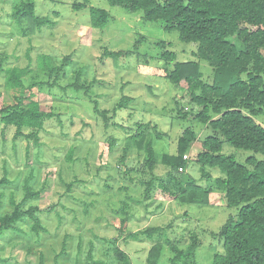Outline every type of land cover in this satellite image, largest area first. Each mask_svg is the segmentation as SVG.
<instances>
[{
	"label": "rangeland",
	"instance_id": "rangeland-1",
	"mask_svg": "<svg viewBox=\"0 0 264 264\" xmlns=\"http://www.w3.org/2000/svg\"><path fill=\"white\" fill-rule=\"evenodd\" d=\"M22 1L26 0H0V108L18 93L6 86L3 70L17 66L26 70L22 77L26 87L20 94H28L27 86L34 85L31 90L41 109L59 116L45 122L39 146L14 139L12 127L2 133L0 123V178L7 172L8 179L0 186V216L14 211L13 198L24 210L35 206L44 228L32 231V220L25 216L15 228L0 231V264H93V260L118 264L113 257L116 246L132 264H148V252L156 243L163 247L157 264H167L169 242L186 248L193 238L199 243L195 264H212L213 256L223 251L222 238L213 232H219L228 217L236 218L238 208L226 206L224 193L217 188L207 204L180 203L158 186L143 200L138 179L148 176L129 169L144 161V152L131 147L120 162L127 132H135L141 123L157 154L155 173L163 178L168 168L162 155L176 154L179 136L190 127L196 138L179 178L207 188L221 176L217 168L202 167L195 160L203 139L213 134L193 118L201 108L190 102L184 80L176 87L165 77V68H173L174 61L192 60L198 62L203 80L213 82L212 67L193 55L196 43L180 40L178 32L165 30L160 20L144 21L141 11H127L108 0H29L37 15L53 22L31 27L27 20L12 16ZM75 2L86 7L74 9ZM90 6L109 13L104 28L91 26ZM228 40L242 49L234 35ZM103 49L131 53L109 57ZM165 52L174 53L175 60L166 63ZM42 55L50 58L51 65L44 62L48 68L68 60L58 74L49 73L39 65ZM75 82L88 87L77 89ZM122 96L131 101L112 118L95 113V101L100 110H111ZM257 121L264 124V116ZM222 153L240 163L251 156L263 158L227 142ZM202 168L210 179L201 176ZM29 190L38 195L25 199ZM152 227L161 228L152 238L143 234L134 240L123 238Z\"/></svg>",
	"mask_w": 264,
	"mask_h": 264
},
{
	"label": "trees",
	"instance_id": "trees-1",
	"mask_svg": "<svg viewBox=\"0 0 264 264\" xmlns=\"http://www.w3.org/2000/svg\"><path fill=\"white\" fill-rule=\"evenodd\" d=\"M108 1L124 7L127 11H141L144 21H162L163 28L177 31L180 40L196 43L194 57L206 61L212 67V83L203 80L198 62L192 60L174 61L173 68H165V77L176 87L184 80L190 102L201 108L193 118L211 128L213 134L203 139L195 160L202 167L217 168L221 176L216 177L214 185L207 188L192 180L179 178V168L186 166L188 159L185 154L196 138L190 127L184 129L179 136L177 153L162 155V162L168 168L163 178L155 173L157 154L152 138L142 129L146 125L141 123H137L135 132H127L120 162L124 163L131 147H135L138 153L144 152V161L138 162L134 169H129L148 176L138 179L144 190L143 200L149 199L152 190L158 186L180 203L207 204L209 194L220 189L224 193L226 206L237 207L238 212L236 218L230 216L226 219L219 232H213L222 238L223 251L213 256L212 264H264V124L257 121L259 116H264V0ZM83 7H86V3L73 4L74 9ZM88 10L93 28L102 29L107 25L109 13L106 10L93 6ZM12 16L17 20H27L31 27L53 24L48 17L37 15L34 3L29 0L15 5ZM233 35L241 43L242 49L228 40ZM130 53L131 51L103 49V55L109 57ZM163 56L166 63L175 60L172 52H165ZM67 60L65 57L62 64L48 68L44 62L51 65L50 58L42 55L39 65L49 73L55 71L58 74ZM25 72V68L17 66L3 70L6 86L18 93L15 94L13 102L3 104L0 108V123L2 133L12 127L14 139L22 138L27 145L39 146L45 122L59 115L41 109L37 95L31 90L34 85L27 86L28 94H20L26 87L22 79ZM72 86L77 89L88 87L78 82ZM130 101L131 98L122 96L111 110H100L95 101L94 111L104 118H112L118 109ZM105 120L107 125V119ZM223 142L238 149L260 153L263 158L251 156L244 163H240L232 155L222 153ZM113 144L114 141L111 140L110 147ZM73 150H69L70 159ZM6 175L7 172L0 178V186L8 182ZM210 175L202 168L203 178L210 179ZM37 195L29 190L25 199ZM1 197L0 194V203ZM10 204L14 206V211L0 216V231L15 228V224L25 216L32 220V231L38 233L41 229L44 230L36 215L38 209L35 206L24 210L13 198H10ZM159 231L161 228L152 227L140 232H129L123 238L134 240L140 234L152 238ZM168 246L171 255L167 264H195V252L199 246L196 238L186 248L181 247L175 240L169 242ZM162 248L159 243L151 247L147 257L148 264H157ZM113 254L118 264H132L128 254L119 247H115ZM92 262L105 264L102 260Z\"/></svg>",
	"mask_w": 264,
	"mask_h": 264
},
{
	"label": "built area",
	"instance_id": "built-area-1",
	"mask_svg": "<svg viewBox=\"0 0 264 264\" xmlns=\"http://www.w3.org/2000/svg\"><path fill=\"white\" fill-rule=\"evenodd\" d=\"M182 170V168H179V171H181Z\"/></svg>",
	"mask_w": 264,
	"mask_h": 264
}]
</instances>
